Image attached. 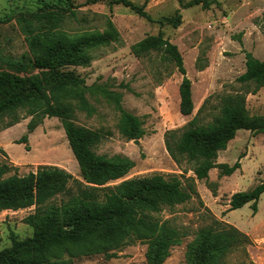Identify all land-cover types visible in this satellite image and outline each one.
Returning a JSON list of instances; mask_svg holds the SVG:
<instances>
[{"label": "rangeland", "instance_id": "1", "mask_svg": "<svg viewBox=\"0 0 264 264\" xmlns=\"http://www.w3.org/2000/svg\"><path fill=\"white\" fill-rule=\"evenodd\" d=\"M132 1L139 5L145 2ZM210 1L209 7L200 4L184 8L179 0H149L146 10L154 19L149 20L112 0H72L74 14L63 12L46 25L30 15L44 9L46 4L51 9H65L67 0H0V73L23 76L11 69L6 60L25 61L31 56L27 29L45 28L50 34L61 32L71 39L91 33L107 36V43L88 50V62L66 65L61 70L74 72L89 86L100 85L121 93L123 110L142 119L145 135L139 138V144L124 136L119 126L122 111L116 103L97 92L85 94L94 111L90 114L76 107L73 118L77 124L101 133L102 139L94 146L96 153L126 156L135 161L123 178L97 186L96 197L103 200L108 188L136 177L176 176L184 187L194 179L196 193L188 201L164 205L154 213L157 220L169 221L181 232L179 243L171 247L170 256L163 264H187L188 243L202 230H219L226 225L238 228L251 240L229 254L226 263L264 264V193L255 214L252 202L230 210V199L235 192L250 191L264 180V133L239 130L228 147L219 152L217 162L233 165L240 160V168L231 175H221L220 168H213L208 179H198L193 163L186 158L176 163L166 147L168 131L180 133L195 116L202 124L211 122L219 110V96L240 88L236 79L246 70V51L264 60V0ZM177 10L182 16L178 26L160 21L175 16ZM108 19L113 21L117 35L110 34ZM169 45L179 52L191 81L194 109L189 115L181 111L184 75ZM203 104L205 109L198 113ZM247 107L252 115H264V87L247 95ZM18 116V122L11 115L0 118L3 142L0 163L8 164V175L36 173L45 166L65 170L73 176L69 190L42 206L68 201L79 192L78 184L86 182L62 119L34 117L27 115L26 109H20ZM33 117L41 123L29 134L28 143H17L28 133L27 126ZM36 209L32 205L0 213V251L12 244V235L19 239L33 236L34 227L25 219ZM147 249L145 240L135 239L116 250L69 260L67 257L68 261L61 264H147ZM111 252L115 255L110 256Z\"/></svg>", "mask_w": 264, "mask_h": 264}, {"label": "trees", "instance_id": "2", "mask_svg": "<svg viewBox=\"0 0 264 264\" xmlns=\"http://www.w3.org/2000/svg\"><path fill=\"white\" fill-rule=\"evenodd\" d=\"M148 1L140 5L132 0H112V3H122L140 16L154 20L146 10ZM67 2V7L62 10L51 9L46 4L44 9L30 17L49 25L63 12L74 14L72 0ZM179 2L184 8L200 4L209 7L211 4L210 0ZM160 21L178 26L182 21L180 10L175 16ZM108 27L110 34L117 35L111 19H108ZM25 31L31 56L25 61L6 60L11 69L23 73V76L0 73V118L11 115L18 122L20 109H26V114L34 117H60L86 183L78 184L79 192L68 201L42 206L47 200L69 190L72 174L59 167L45 166L36 173L8 175V164L0 163V213L37 206L36 212L25 219L34 227L33 236L19 239L12 235V244L0 251V264H61L73 257L116 250L135 239L148 243L147 264H163L170 256L171 247L179 243L181 232L169 221L157 220L154 213L164 205L174 206L188 201L196 193L194 179L184 187L176 176L136 177L108 188L103 200L97 198L94 193L99 189L97 186L123 178L135 166V161L126 156L107 157L96 153L94 146L102 135L74 121L76 107L90 114L94 111L86 98L87 92H97L113 100L122 111L120 130L129 139L145 135L143 121L123 110L121 93L100 85L89 86L74 72L63 71L61 67L88 62V50L107 43L109 38L91 33L71 39L61 32L50 34L45 28ZM169 47L184 75L181 111L189 115L194 109L191 81L179 52L174 46ZM236 80L240 88L219 96V110L211 122L202 124L195 116L180 133L170 130L166 135L170 156L178 164L183 158L193 163L198 179H208L210 170L216 167L220 168L221 175H231L240 168V160L233 165L217 162L219 152L227 148L239 130L264 133V115H252L247 107V95L264 87V60L246 51V70ZM205 107L203 104L198 113ZM34 117L28 123V133L17 143L29 142V134L41 123ZM263 193L264 180L250 191L235 192L230 199V210L252 202L255 214ZM249 243L250 237L232 225L219 230H202L187 245V264H227L229 254ZM114 255L115 252L110 253V256Z\"/></svg>", "mask_w": 264, "mask_h": 264}, {"label": "water", "instance_id": "3", "mask_svg": "<svg viewBox=\"0 0 264 264\" xmlns=\"http://www.w3.org/2000/svg\"><path fill=\"white\" fill-rule=\"evenodd\" d=\"M135 143L139 144L140 140L139 139H134Z\"/></svg>", "mask_w": 264, "mask_h": 264}, {"label": "crops", "instance_id": "4", "mask_svg": "<svg viewBox=\"0 0 264 264\" xmlns=\"http://www.w3.org/2000/svg\"><path fill=\"white\" fill-rule=\"evenodd\" d=\"M20 124V123H19ZM238 133V132H237ZM2 134V133H1ZM1 134H0V136H1ZM0 144L1 145H3V142L1 141V139H0ZM228 147V146H227ZM3 149H4V146H3Z\"/></svg>", "mask_w": 264, "mask_h": 264}]
</instances>
